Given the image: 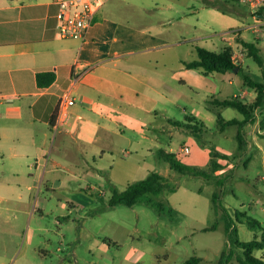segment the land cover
Returning a JSON list of instances; mask_svg holds the SVG:
<instances>
[{
    "label": "rangeland",
    "instance_id": "obj_1",
    "mask_svg": "<svg viewBox=\"0 0 264 264\" xmlns=\"http://www.w3.org/2000/svg\"><path fill=\"white\" fill-rule=\"evenodd\" d=\"M128 1H108L115 3L111 40L116 37L109 47L129 50L138 42L146 47L145 55L135 57L146 65V93L134 95L143 100L146 119H136L103 161L111 168L112 184L104 180L90 189L92 177L71 178L64 195L44 191L39 198L18 199L14 192H0V264H183L192 256L201 264H240L237 255L243 251L229 241L226 217H232L239 241L264 236V100L253 112L257 122L243 126L247 143L239 147L237 125L223 127L216 119L243 115L213 99L238 96L251 102L256 88L244 85L236 71L204 73L183 65L198 58L197 46L230 49L235 64L264 83V14L255 17L239 0ZM140 28H146L144 42L137 40ZM243 42L258 48L262 64ZM63 144L69 156L82 161L85 155L72 136ZM92 146L86 150L94 166ZM186 146L189 152L182 151ZM159 151L179 154L184 163L213 172L223 184L179 173ZM66 152L55 154L64 158ZM211 158L220 163L215 171ZM150 171H158L175 191L149 193L132 206L109 204L114 191ZM247 218L260 226H251ZM253 254L264 259V249Z\"/></svg>",
    "mask_w": 264,
    "mask_h": 264
},
{
    "label": "crops",
    "instance_id": "obj_2",
    "mask_svg": "<svg viewBox=\"0 0 264 264\" xmlns=\"http://www.w3.org/2000/svg\"><path fill=\"white\" fill-rule=\"evenodd\" d=\"M108 1L96 11L86 38L78 40L56 35L55 0H0V192L39 198L44 191L64 195L71 178L92 177L90 189L104 180L111 183V168L103 161L136 119H146L143 100L134 98L137 91L146 93V65L135 59L146 54V47L139 42L129 50L109 47L116 37L111 40L115 3ZM136 34L138 41L146 40V28ZM76 61L83 63L77 75ZM39 73H46L41 82ZM49 73L54 74L50 83ZM65 89H71L75 103L67 122L55 129L58 98ZM69 135L85 155L82 161L67 153L63 142ZM88 144L94 145V166L87 158ZM62 151L68 156L55 154Z\"/></svg>",
    "mask_w": 264,
    "mask_h": 264
},
{
    "label": "trees",
    "instance_id": "obj_3",
    "mask_svg": "<svg viewBox=\"0 0 264 264\" xmlns=\"http://www.w3.org/2000/svg\"><path fill=\"white\" fill-rule=\"evenodd\" d=\"M256 14H264V9L260 8L256 11ZM249 49V51L254 55L257 62L262 64V60L260 56L257 54L258 48L251 42H243ZM198 58L191 60L189 62H185L186 68H201L204 73H209L212 71L217 72H225L228 70L236 71L237 74L242 75L243 84L249 87H254L257 90V96L254 101L251 102H243L236 97H226L223 99L215 98L213 99L214 103L222 105V107L232 106L236 108L242 115L243 118H230L224 119L218 113V117L216 122L220 124V126L227 125H237V141L239 147L246 145V139L244 137V131L242 130L243 126L248 122H253L254 115L253 112L259 106H261L262 101L264 100V83L263 81L253 80L248 74L243 72V69L240 65H236L232 60V54L230 49H224L222 51L210 50L205 47L197 46L196 47ZM46 73H39L38 80L41 82V76ZM50 78L48 79V83L52 82L54 79V74L49 73ZM262 76L264 79V70L262 72ZM261 126L264 127V117L261 121ZM215 151H211L210 155L215 154ZM216 155H221V153H216ZM159 156H161L164 160H166L172 169H175L179 173L188 174L192 176H200L205 179L217 178L216 174L210 172L207 169L201 168L196 165L184 163L179 154L159 151ZM213 165V170H217V167L220 163L216 162L211 158L210 161ZM219 184H223V181L217 178ZM176 187L170 185L166 180H164L161 174L158 171H150L147 177L143 180L135 181L129 183L123 191H114L110 196L109 204L111 206L117 204H124L127 206H132L136 204L141 196H146L149 193L158 194L162 191L169 190L171 192L175 191ZM218 198V194L214 193L212 196L213 204L215 210L217 209L216 200ZM160 209L158 204L154 205V207ZM248 223L251 226L259 225L260 223L256 219L247 218ZM225 230L229 236V241L233 243L234 247L242 249V255H237L238 261L240 264H264V259L260 257H256L253 254L255 249H264V236L262 239H252L249 241H239L237 239V229L233 226L232 217H226ZM232 251V250H231ZM234 252V250H233ZM223 263L224 261L221 259L220 261ZM183 264H201V259L197 256H192L188 258Z\"/></svg>",
    "mask_w": 264,
    "mask_h": 264
},
{
    "label": "built area",
    "instance_id": "obj_4",
    "mask_svg": "<svg viewBox=\"0 0 264 264\" xmlns=\"http://www.w3.org/2000/svg\"><path fill=\"white\" fill-rule=\"evenodd\" d=\"M104 0H55L58 5L56 13V35L60 38H71L84 40L88 28L92 25L95 13ZM249 4L252 13L257 17L256 11L264 9V0H239ZM235 61L234 57L232 58ZM238 63V62H237ZM83 67L81 61L74 64V74L77 75V68ZM77 79V76H74ZM75 103V97L71 89L63 90L58 98L57 113L53 127L58 129L64 125L69 117V110ZM182 151L189 152V147L182 148Z\"/></svg>",
    "mask_w": 264,
    "mask_h": 264
},
{
    "label": "water",
    "instance_id": "obj_5",
    "mask_svg": "<svg viewBox=\"0 0 264 264\" xmlns=\"http://www.w3.org/2000/svg\"><path fill=\"white\" fill-rule=\"evenodd\" d=\"M258 16H259V17H263V15H262V14H261V15L259 14ZM237 69H238V68H236L235 70L237 71Z\"/></svg>",
    "mask_w": 264,
    "mask_h": 264
}]
</instances>
